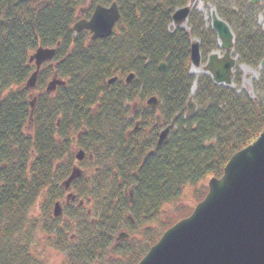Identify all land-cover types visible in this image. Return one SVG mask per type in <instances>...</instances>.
<instances>
[{
	"label": "trees",
	"instance_id": "16d2710c",
	"mask_svg": "<svg viewBox=\"0 0 264 264\" xmlns=\"http://www.w3.org/2000/svg\"><path fill=\"white\" fill-rule=\"evenodd\" d=\"M88 1V16L98 5L118 4L121 20L112 37L91 41L87 32L75 34L73 26ZM247 1L225 0L224 9L218 2L216 7L234 32L239 61L257 67L264 61V30ZM189 2L26 0L8 9L0 0V264H46L39 232L64 255L62 264H139L167 230L193 212L179 204L186 188H194V201L202 202L208 193L204 182L221 177L231 157L258 139L264 129V70L254 87L256 99L238 87L217 86L205 75L191 95L192 40L200 41L204 59L218 44L195 11L190 32L171 29L173 14ZM40 47L56 48L57 66L45 70L39 86L54 75L66 86L53 94L42 91L32 111L25 83L34 71L29 56ZM163 62L164 75L158 69ZM130 73L136 78L127 85L123 78ZM153 96L161 104L146 110L144 101ZM190 99L196 111L188 117ZM135 103L140 109L129 124ZM175 117L168 143L145 160L160 128ZM76 147L96 158V184L90 186L89 177L83 182L85 176L76 180L77 207L66 205L65 218L56 219L51 205L66 194L61 184L76 161ZM112 158L114 168H108ZM43 195L49 201L40 224L30 215ZM120 230L130 238L117 241Z\"/></svg>",
	"mask_w": 264,
	"mask_h": 264
},
{
	"label": "water",
	"instance_id": "95a60500",
	"mask_svg": "<svg viewBox=\"0 0 264 264\" xmlns=\"http://www.w3.org/2000/svg\"><path fill=\"white\" fill-rule=\"evenodd\" d=\"M22 1L24 0H7L8 8ZM258 1L252 0V4ZM190 13L189 6L178 9L172 17L173 25H184ZM120 19L117 3L110 7L99 5L90 20L77 22L73 29L75 33L89 31L92 40L106 39L113 35ZM212 30L216 33L225 55L222 58L218 54L210 55L204 71L211 75L216 84L231 86L232 70L237 64V59L232 57L234 34L215 10L212 12ZM55 54V49L39 48L30 57V62L36 63L37 71L28 80L27 89L36 88L41 65L52 60ZM190 56L192 66L199 67L201 52L198 41L192 43ZM261 66H264V61ZM159 71L165 74L166 63L159 66ZM134 78V73H131L127 76L126 83L131 84ZM116 79L110 80L108 84L114 83ZM60 85L64 83L54 79L46 91L53 93ZM35 102L36 100L31 103L32 108L35 107ZM147 104L149 108L157 109L160 100L152 97ZM195 111L196 105L191 99L188 102V116ZM176 121L177 117L160 133L155 149L147 153L145 160L168 143ZM84 158V151L76 154L79 162ZM82 175L80 168L75 167L64 182V188L69 190L71 184ZM130 195L132 198L133 193ZM75 199L72 193L67 197L68 202ZM62 211V203L57 202L54 206V217H60ZM128 238L129 235L123 233L117 240ZM139 264H264V129L256 141L231 157L221 177L209 180L208 193L204 200L189 217L167 230Z\"/></svg>",
	"mask_w": 264,
	"mask_h": 264
},
{
	"label": "rangeland",
	"instance_id": "374dc122",
	"mask_svg": "<svg viewBox=\"0 0 264 264\" xmlns=\"http://www.w3.org/2000/svg\"><path fill=\"white\" fill-rule=\"evenodd\" d=\"M224 1L225 0H214V3H211V2H206V0H190L189 7L191 9V12H194L195 11L197 14L201 15L203 17V20H204V23H205L206 27L207 28H210L212 30V11L214 9L217 11V7H216L217 2L220 3L221 8L224 9V5H223L224 4ZM233 1L235 3H237L238 5H243V3H244V0H233ZM229 2H230V0H229ZM89 3L90 2L88 1L82 7V9H85V11L87 12L86 15H88V13L92 10V8H91V6H90ZM247 3L248 4L251 3V0H248ZM255 12L257 14V18H256L257 26L259 28H262V30H264V0H259L258 1L257 5L255 6ZM79 15H80V18H84L85 17V14H83V15L82 14H79ZM175 28H180V29L186 30L187 32H190V27H189V24H188V20L182 26H175V25H172L171 26V29L172 30H174ZM217 44L219 45L218 40H217ZM215 52L219 54V57H222L224 55V53H225V51L220 46L217 47V49H216ZM236 58H237L238 64L235 67L234 72H233L231 86H226L224 84H221L219 86H222V87H230L231 89H237V87H238V92L245 93V94L249 95L252 99H256V93L254 91V87H255V84L257 82H259L260 75H261L262 71L264 70V66H261V64H260L257 67H251V66L242 64L239 61L238 56ZM207 60H208V57L205 58V59L203 58V61H202L201 65L199 67H195V66H192L191 67L190 74L194 77L195 82L198 81V79L201 76L206 75L205 72H204V68H205V66L207 64ZM55 66H57L56 65V62H54V63L50 62L46 66L44 65L43 68H42V70L44 69V71L42 72V74H44V72L47 69V67H48V70H52V69L55 68ZM243 67L248 68L249 71H243V69H242ZM193 71H194V73H193ZM206 76H208V75H206ZM48 82H49V80H48ZM39 87H41V86H39ZM193 87H195V86H193ZM193 87L191 89V95H195V93H196V88L193 89ZM45 88H46V85L43 86V87H41L40 90L39 89H36L34 92H32V95H30V101L32 102L33 98L36 97L37 98V102H38L39 99H40V97H41V94L40 93L42 91H44ZM147 101H148V98H146L145 101H144V108L148 110ZM131 105H135L134 106V109L132 110L133 113L130 116L131 119H132V117L134 116L135 112H138V110L140 109V104L139 103H135V104H131ZM194 113L191 116H193ZM157 116H158V114L155 115V118H158L159 117V116L158 117ZM191 116H188V117H191ZM159 123H160V121L158 120L157 125H159ZM134 124L136 125V130L138 128H140L138 122H135ZM170 125H171V123H170ZM132 128H131V130H129L127 132V135H126L127 138H126V140H129L132 137V135L134 133V131H133L134 128L133 129ZM164 128H166V127H164ZM164 128L163 127L160 128L159 133ZM174 128H175V126H174ZM25 130H26V134L31 135V132L33 131V124L30 123V125H28L27 127H25ZM100 147H101L100 145L97 146L98 149ZM105 147H107V146H105ZM105 147L102 146V149H106ZM102 149H101V151H102ZM78 150H79L78 147L74 148V152H73L74 155H76L78 153L77 152ZM101 151H99V154H101ZM88 155L89 154H87V157H86V159L84 161V162H87V164H86L87 166L83 165L82 163L79 164L78 161L75 159L76 161L73 164V167L74 166H77V167H79L84 172V176L86 178H83L82 177L83 178L82 179L83 182H86L87 181V178L89 177V178H91L89 180L92 181V183H91L90 186H94L96 184V182H95L96 180H93V176L96 175V173L98 172V170L95 167V164H96L95 159L96 158H94V157L93 158L88 157ZM108 164H109L108 168H114V158H112V160L109 159L108 160ZM73 167H72V169H73ZM72 169H71V171H72ZM62 184H64V181L62 182ZM62 184H61V186H62ZM204 184H206L208 186V181H205ZM193 189L194 188H192V187H189V188L187 187L186 188V190L184 191V196H183V198H182V200H181V202L179 204H181L183 206H186V207L189 206L190 207V210H193L194 211V209H195V207L197 206L198 203L196 201H194V196L192 195ZM70 191L72 193H74V194H77V192H76V190L74 188H71ZM67 196H68V191H66V194L64 195V197H62V198H60L58 200L55 199L54 203L51 205V214H52V217H53V211H54V204H55L56 201H61L62 208H63V211H62L63 214L65 212L64 209H65L66 204L69 205V204L72 203V204H74L77 207L78 204L77 203H74L75 201H70V202L67 203ZM48 201L49 200L46 199L44 195L41 196L38 199L37 204H36L33 212L30 215V219L31 220L38 221L40 224L41 223L44 224V222L46 221L47 218L42 213V210H43L42 209V206L44 204H47ZM165 209L166 210H169V209H172V207H166ZM88 210H90V208L87 205L86 211H88ZM63 214L61 215L62 217L60 216V218H65ZM60 218H58V219H60ZM123 233H126V234H129L130 235V233L127 230H120L117 233L116 237L119 234H123ZM36 236H37V243H38L39 251H41L42 254L44 255L43 256V259L46 260V264H62V262L64 260V255L62 253H60V252H58V251L50 248L47 245V243H49L48 242V239L49 238L46 236V234L44 232H39L38 235H36ZM133 237H136L138 240H139V238H141L139 235H133ZM139 241L144 242L142 239L139 240Z\"/></svg>",
	"mask_w": 264,
	"mask_h": 264
},
{
	"label": "flooded vegetation",
	"instance_id": "af4514ba",
	"mask_svg": "<svg viewBox=\"0 0 264 264\" xmlns=\"http://www.w3.org/2000/svg\"><path fill=\"white\" fill-rule=\"evenodd\" d=\"M6 2H7V0H6ZM7 4H8V2H7ZM44 65L46 66L47 64H46V63L43 64L42 67H43ZM30 66H31V67L33 68V70H34V68H35L34 65H33V64H30ZM43 71H44V69H43ZM36 88L40 90L41 87H36ZM146 110H147V109H146ZM148 110H151V109H148ZM132 112H133V111H132ZM133 117H134V116H133ZM158 118H159L158 120H159L160 123H161L160 116H159ZM126 120H127V122H128L129 124L132 123V122H131L132 119H131L130 116H129ZM158 120H157V122H158ZM160 123H159V124H160ZM167 127H168V126H167ZM167 127H166V128H167ZM172 131H173V130H172ZM172 131H171V132H172ZM82 151H84V150H82ZM84 153H85V158H86V157H87V153H86L85 151H84ZM85 158H84V160H83L82 162H80L79 164H81V163L83 164V162L85 161ZM75 167H76V166H74L73 169H74Z\"/></svg>",
	"mask_w": 264,
	"mask_h": 264
},
{
	"label": "bare ground",
	"instance_id": "6f19581e",
	"mask_svg": "<svg viewBox=\"0 0 264 264\" xmlns=\"http://www.w3.org/2000/svg\"><path fill=\"white\" fill-rule=\"evenodd\" d=\"M242 69H243V71H249V69L246 67H243ZM193 73H194V71H193Z\"/></svg>",
	"mask_w": 264,
	"mask_h": 264
}]
</instances>
